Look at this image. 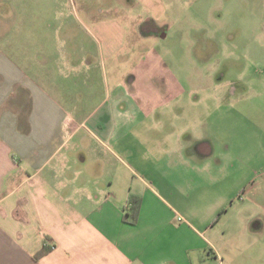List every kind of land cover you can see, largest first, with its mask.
I'll return each instance as SVG.
<instances>
[{"label":"crops","instance_id":"obj_1","mask_svg":"<svg viewBox=\"0 0 264 264\" xmlns=\"http://www.w3.org/2000/svg\"><path fill=\"white\" fill-rule=\"evenodd\" d=\"M25 1L28 7L0 11V264H203L209 248L217 257L208 238L216 223L205 232L180 218L176 224L167 199L175 192L165 183L185 180L176 187L191 199L235 171H258L252 161H264L263 82L252 105L231 83L211 78L222 100L240 99L226 107L238 120L192 126L180 120L182 91L161 78L160 58L150 53L152 38H167L152 24L160 13L145 20L134 12L151 0L130 9L112 0L99 7ZM222 127L226 136L218 138ZM87 141L109 157L98 153L87 168ZM119 154L126 155L121 171L111 167ZM260 178L261 196L248 201L264 216V171ZM237 195L222 196L217 222ZM131 197L142 201L135 224L125 220ZM245 214L230 218L221 238L251 247L248 260L260 264L264 243L247 232L258 219ZM46 245L55 247L36 260Z\"/></svg>","mask_w":264,"mask_h":264},{"label":"rangeland","instance_id":"obj_2","mask_svg":"<svg viewBox=\"0 0 264 264\" xmlns=\"http://www.w3.org/2000/svg\"><path fill=\"white\" fill-rule=\"evenodd\" d=\"M88 1L93 7L106 4V0ZM127 1L129 3L126 0H112L113 3L118 2L119 9L134 6L137 2V0ZM16 2L19 4L15 5L13 0H1L0 11L7 12L18 7H28L25 0ZM40 4L46 7L47 1L40 0ZM130 8L133 7L128 9ZM135 8L138 9H134V12L141 14L145 20L152 18L149 15L154 12L160 13L157 18L154 17L155 23L152 24L157 25L155 30L158 28L164 31L167 38L163 39L165 41L162 40L161 35L152 38L151 41L155 45L150 49V53L155 52L160 58L157 66L158 70H161L159 73L161 78H164L165 74L170 76L175 83L173 88L182 91L178 102V107L183 110L180 120L192 126L207 121L216 123L223 119H226L225 122L238 120L236 117L239 116L238 113L229 112L231 109L226 107L238 103L240 99L237 97L236 101L229 102L222 100L217 87L208 82L211 78H215L218 82L222 81V85L231 83L232 90L236 88L245 93L243 95L247 97V104H255L253 90L256 89V83L261 80L263 82V84L260 82L261 86L264 87V0H151L149 6L141 5ZM148 24L146 23V26L151 28ZM165 84V81H159L162 89L168 87ZM216 130L218 138L226 136L223 134L226 127ZM96 148L92 141L86 142L83 154L87 157L84 163L87 168L96 165L98 153L103 157L107 155L106 152L98 151ZM105 153L106 155H103ZM107 157L109 156L104 158ZM119 158L120 160L113 158L111 167L119 168L121 171L122 161L126 162V155L119 154ZM252 163L258 164L256 165L258 171L248 170L245 173L242 170L235 171L228 181L217 185L212 192L211 190L191 192V199L185 198L184 194L180 195L176 187L182 182L184 185L187 184L185 180L169 181L167 184L164 182L166 186L170 184V190L175 192V197H167V199L175 206L176 224L182 223L178 220L180 218L183 224L187 223L205 232L209 225L216 223L209 232L208 238L217 250V257L210 256L211 248H209L205 254L206 264H254L253 261L248 260L250 251L253 254L251 247L243 246L241 242L240 245L233 243L232 247L236 246V248H232L221 238L222 229L240 209L245 211L247 218L258 219L248 227L247 232L249 235H257V240L260 239L264 243V219H261L264 216L256 215L254 204L248 201L250 199L256 201L255 198L261 196L259 192V196L255 197V193L261 181L260 174L264 171V161H252ZM200 183L207 184L202 180ZM118 185L120 187L125 185L123 178L119 177ZM229 195H237V199L227 215L217 222L221 212L216 213L218 211L216 206L221 202L222 196ZM259 219L262 220L261 227L255 224H260ZM215 234L220 237L215 238ZM253 242L254 240L249 239L246 245L249 246ZM260 264H264V256Z\"/></svg>","mask_w":264,"mask_h":264},{"label":"trees","instance_id":"obj_3","mask_svg":"<svg viewBox=\"0 0 264 264\" xmlns=\"http://www.w3.org/2000/svg\"><path fill=\"white\" fill-rule=\"evenodd\" d=\"M141 204H142V201L140 198L131 197L129 199V202H128L129 211H127V214H125V220L126 221H128L130 219L131 221H129V222L132 224H135L137 222V219H138V216L140 213V209H141ZM54 247H55L54 245L53 246H47V245L44 246V248L35 257L36 260H38L41 257L50 253Z\"/></svg>","mask_w":264,"mask_h":264}]
</instances>
